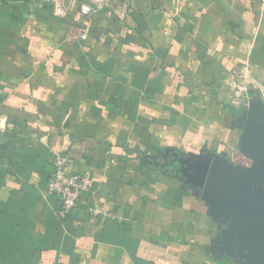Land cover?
I'll use <instances>...</instances> for the list:
<instances>
[{"label":"crops","instance_id":"1","mask_svg":"<svg viewBox=\"0 0 264 264\" xmlns=\"http://www.w3.org/2000/svg\"><path fill=\"white\" fill-rule=\"evenodd\" d=\"M65 7L0 0V264H251L242 222L189 169L262 164L229 83L264 89V0ZM56 152L117 219L86 198L58 217Z\"/></svg>","mask_w":264,"mask_h":264},{"label":"water","instance_id":"2","mask_svg":"<svg viewBox=\"0 0 264 264\" xmlns=\"http://www.w3.org/2000/svg\"><path fill=\"white\" fill-rule=\"evenodd\" d=\"M253 95L243 115L246 123H257L249 135L253 136V143L257 141L262 164L254 162L244 169L229 165L222 158L206 157L189 170L196 186L211 187L234 218L242 222L245 230L237 243L249 262L264 264V107L259 91L255 90Z\"/></svg>","mask_w":264,"mask_h":264},{"label":"built area","instance_id":"3","mask_svg":"<svg viewBox=\"0 0 264 264\" xmlns=\"http://www.w3.org/2000/svg\"><path fill=\"white\" fill-rule=\"evenodd\" d=\"M53 5L54 14L57 17H64L67 14L65 3L68 1L71 5L77 7L78 13L87 18L94 13L102 12L107 3L115 2L116 0H46ZM80 39L85 36L80 34ZM229 87L232 91V101L236 106L244 108L248 107L249 96L248 90L244 84H237L230 80ZM260 94V100L264 107V89L257 86ZM4 132V128L0 125V135ZM68 160L63 153H54L52 160V175L48 180L47 191L49 194L58 198L60 209L58 217L66 218L72 210L76 208L82 198H86V211L91 216L102 217L105 220L117 219L115 215L104 212L98 203L92 198L94 193V182L90 174L80 173L71 174L66 171Z\"/></svg>","mask_w":264,"mask_h":264},{"label":"trees","instance_id":"4","mask_svg":"<svg viewBox=\"0 0 264 264\" xmlns=\"http://www.w3.org/2000/svg\"><path fill=\"white\" fill-rule=\"evenodd\" d=\"M222 264H231V262H222Z\"/></svg>","mask_w":264,"mask_h":264}]
</instances>
